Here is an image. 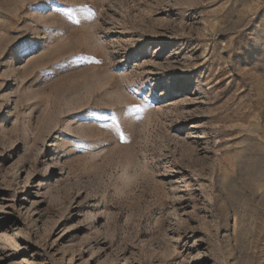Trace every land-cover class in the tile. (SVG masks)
Here are the masks:
<instances>
[{"label": "rangeland", "instance_id": "rangeland-1", "mask_svg": "<svg viewBox=\"0 0 264 264\" xmlns=\"http://www.w3.org/2000/svg\"><path fill=\"white\" fill-rule=\"evenodd\" d=\"M0 264H264V0H0Z\"/></svg>", "mask_w": 264, "mask_h": 264}, {"label": "snow or ice", "instance_id": "snow-or-ice-1", "mask_svg": "<svg viewBox=\"0 0 264 264\" xmlns=\"http://www.w3.org/2000/svg\"><path fill=\"white\" fill-rule=\"evenodd\" d=\"M134 111H139V109H137V108H128V109L126 110V114H127V113H131V112H134ZM108 115H109V117H110L111 119H113L114 121L117 119V117H116L114 114L109 113ZM121 139H123L122 136H121Z\"/></svg>", "mask_w": 264, "mask_h": 264}]
</instances>
